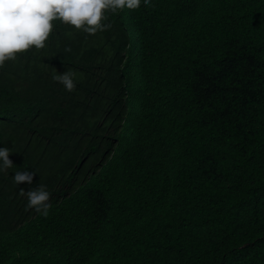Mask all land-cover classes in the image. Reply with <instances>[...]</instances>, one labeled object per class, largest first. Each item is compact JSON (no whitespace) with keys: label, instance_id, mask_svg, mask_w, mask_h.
Listing matches in <instances>:
<instances>
[{"label":"trees","instance_id":"1","mask_svg":"<svg viewBox=\"0 0 264 264\" xmlns=\"http://www.w3.org/2000/svg\"><path fill=\"white\" fill-rule=\"evenodd\" d=\"M105 16L0 80V264H264V0ZM39 184L46 217L21 194Z\"/></svg>","mask_w":264,"mask_h":264},{"label":"clouds","instance_id":"2","mask_svg":"<svg viewBox=\"0 0 264 264\" xmlns=\"http://www.w3.org/2000/svg\"><path fill=\"white\" fill-rule=\"evenodd\" d=\"M141 3L151 4V0H0V80L15 64L19 54L30 49H41L53 31L58 35L75 29L94 35L104 31L109 24L103 23L107 11L138 8ZM54 81L62 84L67 91H73L77 74L72 69L56 72ZM12 151L0 146V172L13 166L9 154ZM34 172L27 169L15 171V184L32 183ZM26 195L25 207L34 209L42 216H48L52 208L51 192L44 184L21 192Z\"/></svg>","mask_w":264,"mask_h":264}]
</instances>
